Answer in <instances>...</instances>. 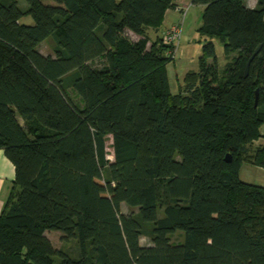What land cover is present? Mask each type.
I'll return each instance as SVG.
<instances>
[{
	"label": "trees",
	"instance_id": "16d2710c",
	"mask_svg": "<svg viewBox=\"0 0 264 264\" xmlns=\"http://www.w3.org/2000/svg\"><path fill=\"white\" fill-rule=\"evenodd\" d=\"M23 1L0 0V264H264V186L240 178L264 169V0H192L205 41L176 93L149 32L177 0Z\"/></svg>",
	"mask_w": 264,
	"mask_h": 264
},
{
	"label": "rangeland",
	"instance_id": "374dc122",
	"mask_svg": "<svg viewBox=\"0 0 264 264\" xmlns=\"http://www.w3.org/2000/svg\"><path fill=\"white\" fill-rule=\"evenodd\" d=\"M18 3L22 8L26 6V3L23 0H18ZM201 15L202 12L199 5H194V8L192 9L191 13H188L186 20L182 25V35L178 41L179 46L174 53V59L169 61L167 64L169 85L171 92L173 93L177 92L178 83L181 82L183 75L189 70H197L198 68V58L201 55V45L205 41L204 37L200 36V34L197 32V29L201 23ZM21 22L32 24V18L30 16L23 17ZM149 33L152 38H154L153 36H155V33L152 31ZM126 34L131 39L137 38V36L131 32L127 31ZM213 43L215 46L218 64L219 66H222L227 59L223 57L221 43L217 39H214ZM54 48V42L51 38L42 41L38 45V50L43 55H54ZM74 98L76 99L75 96ZM262 129L264 130V127H262ZM107 143L110 144V138H108ZM108 149L110 150V147H108ZM107 157L109 159L112 158L111 154H109ZM240 178L247 183L264 186V169L249 164H243L240 170ZM134 210L135 208H131L125 203L120 204V211L123 213H129L130 211ZM158 214L159 216L162 215L161 209H159ZM45 235L50 240L52 246L57 252L63 251L71 256L76 255L77 242L74 238H67L62 232L59 231H45ZM178 239L179 236L174 238L175 241ZM140 242L142 245H148L150 243L146 237H142ZM58 262L59 255L55 254L53 256V264H58Z\"/></svg>",
	"mask_w": 264,
	"mask_h": 264
},
{
	"label": "crops",
	"instance_id": "0c3cea01",
	"mask_svg": "<svg viewBox=\"0 0 264 264\" xmlns=\"http://www.w3.org/2000/svg\"><path fill=\"white\" fill-rule=\"evenodd\" d=\"M245 3L249 7H255L256 0H245ZM177 7L175 9H168L165 11L164 19L161 26L158 28L157 32H154V37H162L164 30L171 24L181 22L184 24L188 13L192 11L194 5L192 0H177ZM201 12L203 11V6L199 5ZM200 12V10H199ZM162 27V29H161ZM214 39H212L213 41ZM179 44H177L176 49ZM264 127L261 126V137L255 141L256 145L264 144ZM14 180V166L11 161L4 155L2 149H0V212L2 211L4 204L10 193L12 182Z\"/></svg>",
	"mask_w": 264,
	"mask_h": 264
},
{
	"label": "built area",
	"instance_id": "2783aa9c",
	"mask_svg": "<svg viewBox=\"0 0 264 264\" xmlns=\"http://www.w3.org/2000/svg\"><path fill=\"white\" fill-rule=\"evenodd\" d=\"M182 29L183 28L181 22H177L169 25L163 32L162 35L163 42L175 48L182 35ZM168 53L170 54L171 57H173L175 50L170 49L168 50Z\"/></svg>",
	"mask_w": 264,
	"mask_h": 264
},
{
	"label": "water",
	"instance_id": "95a60500",
	"mask_svg": "<svg viewBox=\"0 0 264 264\" xmlns=\"http://www.w3.org/2000/svg\"><path fill=\"white\" fill-rule=\"evenodd\" d=\"M259 48H260V46H258V47L254 50V52L252 53V55H251L250 58L248 59V61H247V63H246L245 74L247 73V69H248V65H249L250 61H251L252 58L256 55V53L258 52ZM257 94H258V91L256 90V91H255V105H256V102H257ZM225 160H226V161H230V160H231V157H230L229 154H226V156H225Z\"/></svg>",
	"mask_w": 264,
	"mask_h": 264
}]
</instances>
